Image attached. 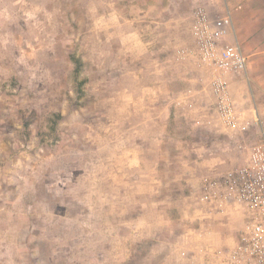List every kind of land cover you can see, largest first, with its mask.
<instances>
[{"label": "crops", "instance_id": "1", "mask_svg": "<svg viewBox=\"0 0 264 264\" xmlns=\"http://www.w3.org/2000/svg\"><path fill=\"white\" fill-rule=\"evenodd\" d=\"M85 1L84 14L101 35L97 45L112 47L101 55L111 69L97 58L96 77L111 75L102 98L112 101L102 109L114 116L99 122L112 123V138L101 141L113 150L90 169L97 176V212L88 211L86 222L81 217L82 225H96L98 246L112 240L116 261L109 264H179L181 250L234 245L249 213L209 212L200 191L204 180L245 165L264 139V0H224L233 29L222 43L238 42L246 58L245 74L226 75L245 132L225 128L217 117L208 69L193 57L176 58L191 46L193 0ZM219 3L205 1L212 18L223 13ZM255 114L261 130L252 125Z\"/></svg>", "mask_w": 264, "mask_h": 264}, {"label": "rangeland", "instance_id": "2", "mask_svg": "<svg viewBox=\"0 0 264 264\" xmlns=\"http://www.w3.org/2000/svg\"><path fill=\"white\" fill-rule=\"evenodd\" d=\"M85 7V0H0V264L116 261L112 240L98 246L96 225L86 232L81 223L97 212L90 169L113 150L101 141L112 138V123L99 122L114 116L102 109L112 101L102 98L111 75L96 77L97 58L106 62L101 55L112 47L97 45ZM101 68L111 69L108 61Z\"/></svg>", "mask_w": 264, "mask_h": 264}, {"label": "built area", "instance_id": "3", "mask_svg": "<svg viewBox=\"0 0 264 264\" xmlns=\"http://www.w3.org/2000/svg\"><path fill=\"white\" fill-rule=\"evenodd\" d=\"M194 1L197 6L192 16L191 46L178 50L176 58L184 61L193 57L198 66L208 69V87L215 100L217 117L225 128L245 132L247 126L240 123L226 79L227 74L246 72V58L239 43H222L233 29L231 12L225 6L220 17L211 18L204 0ZM252 125L262 128L256 114ZM200 201L218 216L232 207L245 210L250 219L240 229L234 245L181 250V264H264V139L250 149L245 165L204 180Z\"/></svg>", "mask_w": 264, "mask_h": 264}, {"label": "trees", "instance_id": "4", "mask_svg": "<svg viewBox=\"0 0 264 264\" xmlns=\"http://www.w3.org/2000/svg\"><path fill=\"white\" fill-rule=\"evenodd\" d=\"M78 72V70H76ZM75 75H77V73H75Z\"/></svg>", "mask_w": 264, "mask_h": 264}]
</instances>
